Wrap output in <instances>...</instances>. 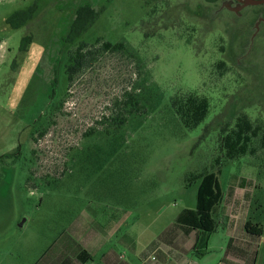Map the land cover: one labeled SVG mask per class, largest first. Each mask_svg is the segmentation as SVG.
Listing matches in <instances>:
<instances>
[{"label":"rangeland","instance_id":"rangeland-1","mask_svg":"<svg viewBox=\"0 0 264 264\" xmlns=\"http://www.w3.org/2000/svg\"><path fill=\"white\" fill-rule=\"evenodd\" d=\"M34 1L0 0V264L40 263L79 216L116 229L114 240L134 225H170L196 208L200 181L188 179L202 173L218 174L228 212L264 229V148L255 139L253 154L228 160L222 147L242 115L264 130L258 7L41 0L33 20L12 29L7 19ZM86 5L99 17L69 44ZM103 40L126 50L103 52ZM81 42L98 53L70 85L66 63ZM191 93L208 98L210 112L189 130L171 99ZM206 236L203 263L217 264L231 231L218 223Z\"/></svg>","mask_w":264,"mask_h":264},{"label":"crops","instance_id":"crops-1","mask_svg":"<svg viewBox=\"0 0 264 264\" xmlns=\"http://www.w3.org/2000/svg\"><path fill=\"white\" fill-rule=\"evenodd\" d=\"M223 206L216 213L217 228L218 223L225 226L232 237L217 264H258L264 235L259 238L247 233L246 225H255L252 220L239 219L238 208L228 212ZM177 217L155 230L153 224L134 225L124 237L114 240L116 229L108 231L106 225H94L96 220L79 216L38 264H204L206 235L211 233L188 229L176 222Z\"/></svg>","mask_w":264,"mask_h":264},{"label":"trees","instance_id":"trees-1","mask_svg":"<svg viewBox=\"0 0 264 264\" xmlns=\"http://www.w3.org/2000/svg\"><path fill=\"white\" fill-rule=\"evenodd\" d=\"M40 1L35 0L27 8L13 13L7 19V24L14 30L26 27L33 20ZM98 17L99 13L90 5L79 7L65 41L69 44L75 43L96 22ZM29 40L28 37L23 39L22 49L29 44ZM101 41L102 39H98L96 44H100ZM88 48V43L81 42L68 56L65 72L70 85L96 60L98 50L94 51ZM101 50L103 52H123L126 50V46L123 43L114 45L103 40ZM138 105V101H135L134 106ZM138 107L135 108L136 112L139 111ZM171 107L180 123L185 128L192 130L207 118L210 112V101L208 98L194 93L183 96L177 95L172 97ZM44 134L45 131H41L40 135L43 136ZM255 139H259L261 148H264V130L262 126L255 125L248 116L242 115L235 127L223 134L222 147L226 151L228 160H236L244 155L253 154L254 149L252 146ZM198 180L200 184L197 192L196 208L183 210L178 215L176 222L191 230L214 233L217 229L216 213L224 200L220 179L218 174L214 172L202 173L188 179L190 183ZM246 231L259 238L264 235L261 224L253 226L248 223Z\"/></svg>","mask_w":264,"mask_h":264},{"label":"flooded vegetation","instance_id":"flooded-vegetation-1","mask_svg":"<svg viewBox=\"0 0 264 264\" xmlns=\"http://www.w3.org/2000/svg\"><path fill=\"white\" fill-rule=\"evenodd\" d=\"M256 1H264V0H256ZM203 2H206V4L208 5L223 4V7H226V8L231 7L233 11H236V12L241 11L245 8L258 7L256 8L255 15L258 19L264 20V2L260 4H250V5H247L245 0H203ZM199 4L201 6L202 3H200L199 1Z\"/></svg>","mask_w":264,"mask_h":264},{"label":"water","instance_id":"water-1","mask_svg":"<svg viewBox=\"0 0 264 264\" xmlns=\"http://www.w3.org/2000/svg\"><path fill=\"white\" fill-rule=\"evenodd\" d=\"M247 5L250 4H260L263 3L264 1H256V0H245Z\"/></svg>","mask_w":264,"mask_h":264}]
</instances>
